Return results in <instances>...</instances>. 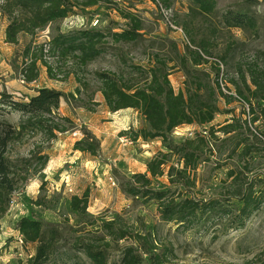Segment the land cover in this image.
Segmentation results:
<instances>
[{"label": "rangeland", "instance_id": "1", "mask_svg": "<svg viewBox=\"0 0 264 264\" xmlns=\"http://www.w3.org/2000/svg\"><path fill=\"white\" fill-rule=\"evenodd\" d=\"M109 1L114 4L116 2L121 9L128 6V2L123 0ZM2 2L0 0V31L8 24L1 12ZM110 2L101 0L95 6H77L74 15L49 24L32 36L19 34L17 44L5 43V36L2 34L0 92H7L20 99L30 97L36 90L44 87L75 94L74 99L69 102L64 99L67 107L76 108L87 115L90 113L104 122L106 116H109V109L102 94L96 91L99 86L94 78L96 71H110L128 76L132 64L147 67L152 60H165L169 67H173L169 73L171 84L175 86L177 82H181L182 89L184 88L185 75L179 70L177 62L169 61L173 57L170 42L180 52H184L192 40L203 39L211 55L216 58H221L229 46L234 47V55L223 60L226 82L230 86V80L237 76L236 62L241 63L245 69L256 60L264 64V0H217L216 11L210 16L192 13L189 0H131L129 11L143 25V35L136 42L109 43L104 53L89 62L87 67L78 64L76 55L61 59L51 50H43L44 45H48L57 31L91 28V22L95 19L98 20L96 29H120L124 20L120 18L118 10L112 9L114 7ZM226 8L253 11L258 20V33L224 28L220 14ZM163 11L168 12L165 15L168 19L164 17ZM28 45L32 56L38 59L36 65L39 75L35 81L22 84L19 78L23 63L27 61L23 57V50ZM47 65L52 67L54 79L48 77ZM210 66L208 63L202 68L206 70ZM76 87H79L80 93L75 92ZM90 96L93 101L89 99ZM217 104L219 112L208 125L193 124L183 127L179 135L171 134L174 142H179L189 138V132L194 136L204 130L207 132L212 127L214 135L209 137L210 148L203 157L204 161L196 169L188 170L182 183L173 185L166 175L168 167L173 165L180 169L182 166L176 156L170 157L164 168V175L151 179V188H169L178 196L209 200L225 199L240 188L254 183L264 187V121L259 120L248 127L243 123L227 135L221 129L231 122V116L237 117L241 113V105L235 102L226 103L224 98L219 99ZM84 106L93 110L88 111ZM227 110H232V113H226ZM18 120L19 115L16 112L0 115V123L7 121L16 126ZM80 127L82 126L77 125L75 129L79 130ZM75 129L67 131L65 136L73 139L70 133ZM256 132L259 135L257 137L253 134ZM126 136L130 138V135ZM54 141L55 139L48 141L40 134L32 132L24 134L21 140L8 146L6 155L16 163L23 159L32 160V155L38 152L51 153ZM244 144L246 147L259 149L243 155ZM163 150L167 151L165 148ZM100 155V149L98 156L88 154L95 161L93 166H77L87 171V178L83 177L85 179H74L75 171L71 173L70 170L75 167L51 170L47 162L42 172L32 173L26 185L12 194L9 209L1 220L0 264H30V256L34 254L36 244L25 247L18 243V232L15 230V223L23 216L35 217L45 224L57 227L60 234L57 251L58 256L62 257L54 255L47 264H93L87 256L77 251L81 244H94L105 255V264H123L124 252L128 249L136 255V263L139 264H264V202L240 229L226 227L229 217L208 228H185L174 222H164L155 202L142 197L131 198L121 189L123 179L135 172H146L145 162H135L131 173L118 166L110 165L109 168L103 165L106 160ZM94 167L99 168L97 173ZM106 170L108 173L104 175ZM65 176L68 180H62ZM108 177L115 182V186L111 185ZM68 188L71 192H68ZM86 189L91 198L89 197L86 210L88 217L83 218L71 210L70 199L74 193L79 192L81 195ZM35 201H41V204H36ZM107 224L112 225V232ZM67 254L74 258L70 259Z\"/></svg>", "mask_w": 264, "mask_h": 264}, {"label": "trees", "instance_id": "2", "mask_svg": "<svg viewBox=\"0 0 264 264\" xmlns=\"http://www.w3.org/2000/svg\"><path fill=\"white\" fill-rule=\"evenodd\" d=\"M110 2L109 0H104ZM128 6L121 9L119 4L110 2L114 10L119 11V16L124 20L120 29L96 28L76 29L72 31H57L48 43L49 49L61 59L76 55L78 64L87 67L88 63L101 56L109 43L131 44L142 35V21L129 11ZM194 14L210 16L217 8V0H189ZM101 0H3L1 12L8 24L4 30V42L10 45L17 44L19 34L34 35L43 27L63 21L75 14V7H91L98 5ZM111 9V8H110ZM222 25L226 29H241L244 33H258V20L253 11L245 9L226 8L221 12ZM173 57L170 62H177L179 70L185 75L184 88L177 93L172 88L169 73L173 69L167 61H150L147 67L132 64L128 76H123L110 71H96L94 78L99 82L96 89L102 94L104 103L109 111L114 113L120 109H136L143 117L146 125L142 128L119 132L120 135H130L132 141L138 138L149 141L159 139L162 148L167 151H158L146 163L145 173L135 172L130 177L123 179L122 191L131 198L142 197L153 201L157 205L162 221L174 222L185 228L210 227L229 217L226 227L240 229L246 220L264 202V187L258 183L240 188L236 193L225 199L210 198L209 200H193L188 196L176 195L173 190H157L151 188L152 178L164 175V168L172 156H176L181 168L173 165L168 167L167 178L173 185L180 184L188 170L196 169L210 148V135L213 129L196 133L179 142H174L172 132L180 125L187 124L204 126L211 123L219 112L218 100L224 98L226 103L236 102L228 95L221 93L215 78L202 67L209 63L207 57H213L203 39L192 40L191 44L180 52L174 43L170 42ZM42 50V49H41ZM24 59L21 75L29 83L37 79V57L32 56L30 45L24 48ZM235 48L229 46L220 60H226L234 55ZM224 62V61H223ZM225 64V63H224ZM47 74L54 79L52 67L47 65ZM210 72L217 74V68L211 64ZM226 73V72H225ZM236 78L231 81L236 95L248 104L249 118H244L245 110L241 105V113L231 116V122L222 127L221 131L227 135L240 127L241 124L249 126L259 120L264 121V64L256 62L245 69L241 63L236 62ZM75 92L80 93L79 87ZM75 94H67L52 88L44 87L35 91V94L26 99H20L7 92H0V115L18 113L19 120L16 126L7 121L0 123V227L1 220L9 209L12 194L20 187H24L32 173L42 172L47 165L49 155L38 152L30 159L12 161L7 153L11 143L21 140L24 134H40L48 141L56 139L57 134L67 132L77 127L68 117L59 113L61 99L69 102ZM93 101V97L90 96ZM94 104H98L95 103ZM93 110L84 106V108ZM226 113H232L227 110ZM243 117V118H242ZM82 138L73 144V151L88 153L92 156L99 155L100 142L91 131L80 127ZM205 132V134H203ZM257 133V132H256ZM253 133L256 137L258 133ZM259 136V135H258ZM243 155L250 154L253 149L243 145ZM32 165L35 167H32ZM19 167V168H18ZM36 168V169H32ZM32 169V170H31ZM174 174V176H173ZM258 185V186H257ZM258 187V188H257ZM256 188V189H255ZM89 191L86 189L81 195H72L70 208L83 218L88 217ZM180 197V200H177ZM41 204V201H35ZM109 225L111 232L112 225ZM15 230L23 237V246L36 244L35 251L30 256V264H47L52 256H58L57 246L60 234L57 227L45 224L35 217L23 216L15 223ZM1 230V229H0ZM121 237V236H119ZM79 253L84 254L93 264H105V255L95 248L94 244H81L77 247ZM71 259L73 255L67 254ZM59 259V258H58ZM123 264L136 263V255L126 250Z\"/></svg>", "mask_w": 264, "mask_h": 264}, {"label": "crops", "instance_id": "3", "mask_svg": "<svg viewBox=\"0 0 264 264\" xmlns=\"http://www.w3.org/2000/svg\"><path fill=\"white\" fill-rule=\"evenodd\" d=\"M4 30L5 26L0 31V39L3 38L2 34H4ZM171 85L175 93H177L179 89H182L181 82H177L175 86L173 84ZM67 106L68 105L66 104V101L62 99L58 108L59 113L71 119L78 126H84L87 130L91 131L95 137L98 138L100 142V156L102 159L106 160L103 165L109 168H111L110 165H113L118 166L123 171L125 170L127 172H131L132 168H134L135 162H145L144 168H147L146 163L150 161L155 153L158 151L164 152L159 139L144 141L138 138L132 143H124L119 141L120 137L123 136H118L120 131L127 130L129 128L136 130L146 125L143 117L134 108L120 109L114 113L108 111L107 114L109 116H106L103 122L96 119L90 113L87 115L84 112L78 111L76 108L72 109ZM185 126L189 125L184 124L179 126L172 132V134L179 135L180 131H182L184 129L183 127ZM65 134L67 133H58L52 147L53 151L51 153L47 152L49 154V164L47 166L48 168H51V170L55 169L58 171L61 167H75L70 170L71 173H73V171L76 173H73L75 175L74 179L77 180L78 178L81 179L83 177L87 178V171H83L82 167L77 166H88L89 164L90 166H93V164L95 165V161L92 158L90 159L86 153L80 152L78 150L73 151L72 147L74 144V139L65 136ZM65 164H68L69 166H66ZM98 171L99 168H96L95 172L97 173ZM107 173L108 170L104 171V175ZM65 178L68 180L67 176L62 177V180ZM73 195H79V192L74 193Z\"/></svg>", "mask_w": 264, "mask_h": 264}, {"label": "built area", "instance_id": "4", "mask_svg": "<svg viewBox=\"0 0 264 264\" xmlns=\"http://www.w3.org/2000/svg\"><path fill=\"white\" fill-rule=\"evenodd\" d=\"M168 12L167 11H163V14H164V17H166L165 15L167 14ZM67 19V18H66ZM166 19H168V17H166ZM65 20V19H64ZM98 25V20H94L91 22V27L95 28L96 26ZM49 45H44V48L43 50L45 52H48L49 50ZM207 60H209V64H213L216 66L217 68V74L213 73V72H210V68L206 69L210 75L212 77L215 78V82L216 84L218 85V89H220L221 93L225 94V95H228V96H231L233 97L237 103H240L242 106H243V109L245 110V115H244V118H247V119H250L249 118V112H250V109H249V106L247 103H245L244 101H242L237 95H236V92H235V89H233L232 86H230L227 82H226V69H225V65H224V62L220 59H217L216 57H207ZM203 67H206V66H203ZM20 82L22 84H25V80L23 78V76L21 75L20 78H19ZM189 137H192L193 134L191 132L187 133ZM203 134H205V132H203ZM82 132L78 129H75L74 131H72L70 133V137H72L74 140H79L82 138ZM119 141L121 142H128V143H132V141L130 140V138L126 135H123L122 137H120ZM109 181H111V185L112 186H115V182L110 178L108 177ZM68 192H71V189L68 188L67 189ZM17 242L20 243V244H24L23 243V237L20 233H18V237H17Z\"/></svg>", "mask_w": 264, "mask_h": 264}]
</instances>
